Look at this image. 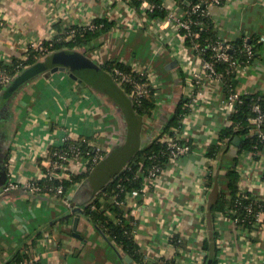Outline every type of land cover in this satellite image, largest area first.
I'll list each match as a JSON object with an SVG mask.
<instances>
[{"label":"crops","instance_id":"0c3cea01","mask_svg":"<svg viewBox=\"0 0 264 264\" xmlns=\"http://www.w3.org/2000/svg\"><path fill=\"white\" fill-rule=\"evenodd\" d=\"M162 1L168 11L184 13L181 2L193 0ZM138 13L125 0H0L4 62L25 57L31 42L50 40L73 25L99 17L112 23L89 45L52 50L37 60L75 50L93 66L59 62L64 69L0 91V264L13 262L20 252L31 257L20 264H139L84 210L136 152L169 133L167 125L181 101L188 112L177 135L187 138L192 150L170 158L155 185L125 205L135 219L140 252L150 263L203 264L204 241L218 231L219 264H264V229L249 232L230 216L213 218L206 209L220 191H228L231 168L240 173V190L264 201V148L240 150L237 143L220 141L221 129L230 123L224 84L207 79L178 30L162 21L148 23ZM211 13L223 39L244 34L258 42L253 63L237 72L235 88L264 96V0H227ZM113 61L145 69L155 82L157 105L150 114L135 110L130 94L104 67ZM66 138H87L89 145L106 151L93 167L87 168L85 158L72 161L70 174L87 172L66 190L72 207L24 185L40 177L51 149ZM214 144H220L215 155L210 153ZM6 178L21 186L5 190Z\"/></svg>","mask_w":264,"mask_h":264},{"label":"trees","instance_id":"16d2710c","mask_svg":"<svg viewBox=\"0 0 264 264\" xmlns=\"http://www.w3.org/2000/svg\"><path fill=\"white\" fill-rule=\"evenodd\" d=\"M142 0H133V3L137 6L141 5ZM154 4V8L149 11V16L153 19H163L165 18L169 11L163 4L162 0H148ZM194 1V0H193ZM186 10L190 9V5H185L181 2ZM196 16V15H194ZM205 22L208 24V28L201 36L194 39H189L188 44L192 45L198 42L201 45H210L214 43L218 36V29L212 16L204 18ZM95 27L90 28L88 25H73L74 34L71 40L67 41L64 37L65 32L58 34L52 41V46H49L50 51L59 50L63 48H73L82 47L89 45L102 31L109 29L111 22L107 18L99 17L94 19ZM252 43L255 44V54L252 61L256 58V52L258 50V42L255 38L250 39ZM46 45L49 41H45ZM49 51V52H50ZM48 52V53H49ZM203 56L206 58L210 57L211 49L206 48L202 52ZM40 51L35 48H30L26 52L27 58H13L11 63L2 62L0 67L8 71L12 76L10 82L0 86V91L4 87L12 84V81L17 75L21 73L26 67L34 64L39 59ZM230 55L233 59L243 60L245 58V51L242 47V38L238 37L232 41V49ZM119 67L126 73L132 74L136 79H140L141 75L135 71L128 64L119 61H113L106 64L104 67L112 72L114 67ZM216 69L223 74V80L225 83V90H228L230 85L235 84L236 72L230 66L229 63L218 62L216 63ZM127 93L130 94V85H121ZM133 101V100H132ZM255 102H259L264 106V96L261 94H249L244 97L243 103L238 105V111L231 115L232 124L220 131V141L227 139L228 144L232 145L235 142V138H240V150H250L258 151L264 148V140L259 137L256 132H253L255 125L249 122L248 118L254 114L252 111V106ZM134 108L140 114H150L157 105V98L155 89L152 88L151 91L139 98V100H134ZM188 112V108L185 107L184 102L181 101L176 108L174 115L170 118L167 125V130L170 134H175L174 128H181V120L183 116ZM262 130H264V123L261 125ZM183 141V140H181ZM70 144L78 146L83 152H92V146L89 145L87 141L77 139H69L65 145L62 147L68 148ZM220 144H214L210 146V153L215 155L219 149ZM59 147H54L51 150H57ZM171 154L170 149L167 147L165 142L159 140V138L154 139L148 145L139 150L134 157L129 161L127 167L119 173L116 177L110 179L105 187L97 194L90 204L85 207V213L87 216L97 223L101 229L109 235L118 245H120L134 260L139 264H177L175 259H166L163 262H148L145 260L143 254L140 252L139 246L135 240L134 227L135 219L132 217L127 218L125 212L127 209L125 205L116 202L117 200L127 201V197L134 188H141L144 183V176L148 174L149 170L154 164H158L162 169L170 161ZM94 166V165H93ZM92 165L90 167H93ZM228 175V191H220L216 199L206 208L208 213L217 217L219 213L225 214L238 220L237 224L242 226L249 232L257 230L260 226V222H257L255 214L260 209L264 208V201L257 200L253 195L248 192H243L240 190L239 182L241 179L240 173L236 168H231L227 172ZM87 176V172H82L79 174H72L70 179L62 180L65 190L69 189L74 182L81 180ZM9 180L6 178L4 180L3 188L6 187ZM40 183L45 187L54 186L59 183V180H40ZM45 191V190H44ZM229 192V193H227ZM43 193V192H42ZM60 198V197H59ZM251 207V210H249ZM206 214V212H205ZM219 236L218 231L214 232L213 236H210L204 241L205 264H208V259L212 257L211 264H217L218 258L216 256L218 251V245L215 243ZM178 242V238L175 240ZM217 245L214 247V245ZM30 256L26 253H18L13 262H8L6 264H20L23 261H30ZM29 264H40L37 261H33Z\"/></svg>","mask_w":264,"mask_h":264},{"label":"built area","instance_id":"2783aa9c","mask_svg":"<svg viewBox=\"0 0 264 264\" xmlns=\"http://www.w3.org/2000/svg\"><path fill=\"white\" fill-rule=\"evenodd\" d=\"M126 2L131 4L132 9L139 12L141 16H143L144 20L148 23H159L171 25L173 28L180 32L182 39L184 40L185 44L194 51L195 55L198 57L200 63L202 64L203 69L205 70V74L207 79H216L220 80L224 86L223 74L216 69V63L224 62L229 63L230 66L235 70L237 73L241 68L248 67L253 63L252 59L255 54V44L252 43L250 38L247 35L242 34V47L245 51V58L243 60H236L233 59L230 55V51L232 49V40H226L222 37L218 36L217 40L210 45H201L198 42L193 43L192 45L188 44L189 39L197 38L201 36L203 32H205L208 28V24L205 22L204 18L212 16V7L219 6L224 4L227 0H194L190 4V9L186 10L184 13L178 12L176 9H170L168 15L163 19H153L149 16V11L154 8V4L149 2L148 0H142L141 5L137 6L133 3V0H125ZM139 10V11H138ZM138 13V14H139ZM196 15V16H194ZM139 24V23H138ZM90 28L96 26L94 21L88 24ZM65 32V39L67 41L71 40L74 34V28H66L63 31ZM56 37V36H55ZM55 37H52L49 41V44L43 42H31L28 50L32 47L40 51V55L47 54L50 49L49 46H52V41ZM206 48L211 49V54L209 58L203 56L202 52L206 50ZM39 55V56H40ZM27 58L26 56L23 57ZM3 61L0 60V63ZM12 59L6 63H11ZM134 69V68H133ZM141 75L140 79H136L130 73L124 72L119 67H114L112 70V74L116 82L119 85L129 84L130 85V96L134 101L139 100L140 97L145 96L148 94L152 88L155 89V82L150 78L148 72L145 69H134ZM198 74V72H194ZM12 75L2 69L0 67V86L5 85L10 82ZM197 76V75H196ZM226 88V86H225ZM227 94V109L228 115L230 119V123L227 126L232 124L231 115L238 111V105L243 103L244 97L249 95L248 93L240 92L236 90L235 84L230 85L228 90H226ZM186 105H189L186 103ZM252 111L254 114L248 118L249 122L255 125L253 132H256L261 139L264 140V130H262L261 125L264 123V106H262L259 102H255L252 106ZM182 123V120H181ZM182 128V124H181ZM181 128H174L176 133L174 135L170 133H166L165 135H161L159 140L165 142L167 147L170 149L171 158L179 157L183 154H186L192 150V144L187 138H182L177 135V132L181 130ZM71 138H66L64 143L60 146L57 150H53L50 155L49 165L46 166L40 177L36 180L33 179L31 181H27L24 183L25 187L30 190L31 192H48L49 194L62 198L63 202L68 206L72 207V201L66 195L65 187L62 183L64 179H70L72 174H70L69 168L74 159L85 158L87 162V168L91 165L97 164L105 155V149L100 145H91L93 151H85L83 152L78 146L74 144H70L68 148L62 147L67 143V141ZM84 141H88L87 138H82ZM183 140V141H181ZM128 165V164H127ZM126 165V167H127ZM125 167V168H126ZM162 171V167L158 164H154L151 169L149 170L148 174L144 176V183L141 188H134L127 197V201L129 198L134 197L135 199L140 200L143 195L149 190L152 186L155 185L157 178L159 177ZM59 180V183L54 186L45 187L40 183V180ZM18 186H21V183L14 178L10 179L5 190L13 189ZM45 190V191H44ZM242 191V190H241ZM125 200H117L116 202L121 204V206L127 203ZM251 210V207H249ZM255 218L257 222H260V226L258 229H264V208L257 211L255 214ZM125 216L130 218V212L126 211ZM238 221L237 219L235 220ZM180 240V238H179ZM219 258L218 263L219 264ZM205 261H203V264Z\"/></svg>","mask_w":264,"mask_h":264},{"label":"water","instance_id":"95a60500","mask_svg":"<svg viewBox=\"0 0 264 264\" xmlns=\"http://www.w3.org/2000/svg\"><path fill=\"white\" fill-rule=\"evenodd\" d=\"M55 56L57 57V59L55 58ZM55 56L52 59L49 57L46 60L37 61L36 63L25 68L18 76H16V78L13 80L10 88L14 89L15 87L19 86L23 81H25L28 78H31L33 76H36L37 74H40L44 71H47V70L54 71V70H57L59 68L64 69L65 65L58 64L59 62L70 63L73 65L74 64L76 65L77 63L81 64V65H83L84 63H86L90 66L94 65L92 60L90 58H88L84 53H81V52H78L75 50L59 51V52L55 53ZM53 64H54V66H52ZM235 142L237 144H239L240 138L236 137ZM133 156H135V155H133ZM129 161L126 162V164L124 165V168L119 173H121L125 169L126 165L129 163ZM208 264H211V260L208 261Z\"/></svg>","mask_w":264,"mask_h":264}]
</instances>
